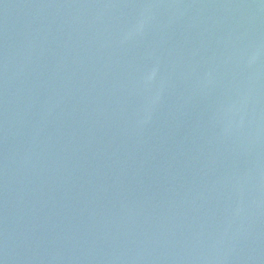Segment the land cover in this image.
<instances>
[{
  "label": "water",
  "instance_id": "1",
  "mask_svg": "<svg viewBox=\"0 0 264 264\" xmlns=\"http://www.w3.org/2000/svg\"><path fill=\"white\" fill-rule=\"evenodd\" d=\"M0 264H264V0H0Z\"/></svg>",
  "mask_w": 264,
  "mask_h": 264
}]
</instances>
